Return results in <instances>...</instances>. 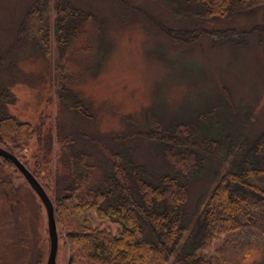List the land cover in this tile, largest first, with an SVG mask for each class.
I'll return each mask as SVG.
<instances>
[{
	"label": "rangeland",
	"instance_id": "1",
	"mask_svg": "<svg viewBox=\"0 0 264 264\" xmlns=\"http://www.w3.org/2000/svg\"><path fill=\"white\" fill-rule=\"evenodd\" d=\"M55 1L45 0V6L44 0H0V59L7 56L18 66L11 88L15 101L6 106V114L34 124L45 108L63 133L111 140L107 143L114 151L128 149L129 161L154 175L171 171L158 142L147 138L158 122L167 128L176 121L194 122L212 107L208 125L234 144L235 129L250 137L264 129V0H247L227 17H208L194 3L174 0H69L86 16L78 23L79 34L61 46ZM37 8L44 10L35 19ZM169 30L194 31L188 38L195 40L176 43V37L166 35ZM3 81H8L5 75ZM68 101L86 109L89 117L69 108ZM198 123L207 131L204 121ZM133 131L137 135L127 137ZM118 136L127 138L116 141ZM49 139V134L44 137ZM55 148L60 153V144ZM235 148L205 155L204 170L189 185V230L219 179L234 166ZM69 151L89 155L97 184L108 165L95 144L76 135ZM19 154L23 164L33 159L30 149ZM41 169L49 171L45 164ZM58 195L55 190L51 197ZM73 218L114 234L120 229L95 213ZM56 222L57 264H71L65 236L72 219L56 217ZM49 251L43 203L13 163L0 158V264H47Z\"/></svg>",
	"mask_w": 264,
	"mask_h": 264
},
{
	"label": "trees",
	"instance_id": "2",
	"mask_svg": "<svg viewBox=\"0 0 264 264\" xmlns=\"http://www.w3.org/2000/svg\"><path fill=\"white\" fill-rule=\"evenodd\" d=\"M174 1L194 3L208 17H227L247 2ZM44 5L48 6L45 0ZM44 8L36 9L35 19ZM54 11L57 43L66 45L79 34L78 23L86 13L69 0H56ZM193 32L169 30L166 35L172 40L176 37V43L189 45L195 40L188 38ZM196 35L201 37L203 31ZM6 61L10 64L5 69ZM15 68L18 66L14 60L7 56L0 59V76L8 79L0 83V146L19 160V153L30 149L33 159L24 165L53 201L57 220L63 216L72 219L65 236L71 264H264V129L250 137L239 127L234 133L238 144H234L228 139L230 136H223L220 130L211 128L212 124L208 125L212 107L194 122L185 121L182 125L176 121L168 128L158 122L147 138L158 142L171 171L154 175L145 165L130 162L128 149L114 151L107 143L111 140L63 133L55 126V116L45 108L34 124L6 114V106L15 101L11 90L15 86ZM67 103L82 117H89L86 109ZM232 105L230 100L228 106ZM198 121L207 124V131L202 126L200 129ZM48 134L49 143L44 140ZM76 135L93 142L107 161L108 167L97 184H93L95 167L89 163V155L69 151ZM136 135L133 131L127 137ZM127 137L118 136L116 141ZM58 144L60 153L55 148ZM231 146L236 147L234 166L219 179L189 230L190 182L204 170L205 155H218L220 151L228 154ZM44 164L49 171L41 169ZM60 174L64 178L58 179ZM55 190L59 195L52 198ZM85 212L119 224V232L79 225L73 217ZM245 238L254 242L247 243Z\"/></svg>",
	"mask_w": 264,
	"mask_h": 264
},
{
	"label": "water",
	"instance_id": "3",
	"mask_svg": "<svg viewBox=\"0 0 264 264\" xmlns=\"http://www.w3.org/2000/svg\"><path fill=\"white\" fill-rule=\"evenodd\" d=\"M0 157L10 161L20 171L27 183L31 186L33 191L37 194L41 202L43 203L48 221V231L50 239V251L47 264H57L58 250H59V234L57 229L56 215L54 203L39 183L33 173L14 155L8 150L0 146Z\"/></svg>",
	"mask_w": 264,
	"mask_h": 264
}]
</instances>
